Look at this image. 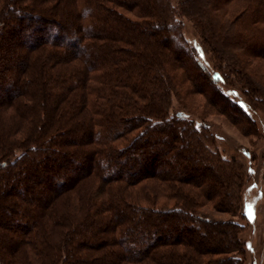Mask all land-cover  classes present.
Listing matches in <instances>:
<instances>
[{
	"label": "trees",
	"instance_id": "obj_1",
	"mask_svg": "<svg viewBox=\"0 0 264 264\" xmlns=\"http://www.w3.org/2000/svg\"><path fill=\"white\" fill-rule=\"evenodd\" d=\"M234 3L0 0V264H245L243 225L201 210L237 213L244 166L171 111L173 95H203L259 134L237 89L224 105L201 86H250L249 62L264 67V0L239 5L242 19ZM180 15L210 75L186 58Z\"/></svg>",
	"mask_w": 264,
	"mask_h": 264
},
{
	"label": "rangeland",
	"instance_id": "obj_2",
	"mask_svg": "<svg viewBox=\"0 0 264 264\" xmlns=\"http://www.w3.org/2000/svg\"><path fill=\"white\" fill-rule=\"evenodd\" d=\"M177 1L171 0V3L176 5ZM245 2L246 0H242L236 4L235 0L234 3L237 9V13L234 15L240 16V19L243 18V14L240 13L242 9L239 5ZM177 21L179 22L184 40L189 44V47L186 49V58L194 60V62L198 58L205 65L206 73L210 75V72L215 69V60L200 34V29L196 27L190 18L183 15L178 16ZM195 65H193L194 71L203 74L199 71L200 69L197 67L196 62ZM248 69L252 80L256 82L260 81L264 85L263 65L259 61L252 59L249 62ZM227 77L230 81L235 82L236 85L227 86L223 82L217 85L210 83L209 80V82H205L201 86L206 93L214 96L220 104L224 105L227 101H223V99H229V96H231L230 94L226 96L225 90L228 88L237 89L239 97H242L250 104L249 109L252 112V116H255L258 120L259 134H244L230 118L209 107L207 98L203 95L182 96L183 99L173 95L171 111L172 113L179 110L184 111L189 119H192L195 123L202 122L208 124L210 126L208 129L215 134L216 141L213 147L218 148L227 160L233 163H241L244 166L246 177L244 186L242 187L240 209L237 213L216 211L210 205L202 206L201 210L214 218L234 220L241 223L243 225L242 237L246 243V251L243 258L245 264H264V184L259 175V166L262 162L261 157L264 156V110L257 107L260 100L264 97V93H257L254 90L256 82H252L250 87L239 83L242 77L238 78L234 74H229ZM235 115L238 119H242V121L246 120L243 114L236 113ZM202 126L204 127V125ZM247 152L250 153V156L247 155ZM249 165L253 167L252 173L247 172ZM248 205L252 206V216L248 215Z\"/></svg>",
	"mask_w": 264,
	"mask_h": 264
},
{
	"label": "crops",
	"instance_id": "obj_3",
	"mask_svg": "<svg viewBox=\"0 0 264 264\" xmlns=\"http://www.w3.org/2000/svg\"><path fill=\"white\" fill-rule=\"evenodd\" d=\"M262 162L259 166V175L261 176V181L264 184V156L261 157Z\"/></svg>",
	"mask_w": 264,
	"mask_h": 264
},
{
	"label": "snow or ice",
	"instance_id": "obj_4",
	"mask_svg": "<svg viewBox=\"0 0 264 264\" xmlns=\"http://www.w3.org/2000/svg\"><path fill=\"white\" fill-rule=\"evenodd\" d=\"M251 209H252V206H251V205H248V215H249V216H252V211H251Z\"/></svg>",
	"mask_w": 264,
	"mask_h": 264
}]
</instances>
